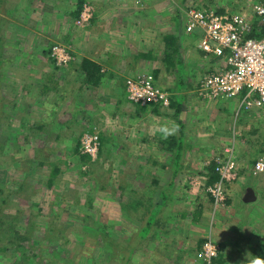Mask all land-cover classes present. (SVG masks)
Wrapping results in <instances>:
<instances>
[{
  "label": "rangeland",
  "instance_id": "obj_1",
  "mask_svg": "<svg viewBox=\"0 0 264 264\" xmlns=\"http://www.w3.org/2000/svg\"><path fill=\"white\" fill-rule=\"evenodd\" d=\"M256 3L264 0H0V264H208L197 258L207 240L232 247L225 264L260 260L264 204L250 224L236 222L199 175L191 187L205 189L215 206L201 224L181 221L171 241L166 226L196 207V195L179 202L175 192L164 213L152 214L170 192L162 188L171 170L151 165V149H135L138 129L124 97L134 74H153L162 87L177 75L205 77L188 67L197 66V42L186 33L191 9L250 15ZM85 6L93 23L82 19ZM169 34L183 40L174 66L163 43ZM190 39L192 49L184 48ZM56 45L69 50V65L54 60ZM85 133L100 136L96 159L80 150ZM145 164L157 167L158 180L143 173ZM143 190L144 206L136 207Z\"/></svg>",
  "mask_w": 264,
  "mask_h": 264
},
{
  "label": "crops",
  "instance_id": "obj_2",
  "mask_svg": "<svg viewBox=\"0 0 264 264\" xmlns=\"http://www.w3.org/2000/svg\"><path fill=\"white\" fill-rule=\"evenodd\" d=\"M167 36L173 35L169 34L163 37V43L166 45L165 48L169 52H172L166 44ZM195 36L192 35L193 41L197 42V45L194 44V49L190 47L191 39L189 40L190 43L188 42L184 48L195 50L197 66L194 64L188 67L202 69L207 74L215 71L222 62L224 64V61L213 55H206L199 48V41L193 38ZM189 38L187 36L186 40L185 38L183 39L187 43ZM175 39H177V43L180 42L182 45L181 41L183 40H180L181 38L175 37ZM174 54L176 53H171L170 58L166 59L171 66H174V60H172ZM187 77L177 75L176 80L172 79L164 87L159 84L156 77L157 84L161 88L169 91L172 96L175 95L171 97L172 101L169 108H164L160 105L142 106L132 103L126 96V83L124 84V97L129 104L127 106L128 115L134 118L136 130L138 129L136 136L137 146L135 149H151L150 153L145 155L147 159L153 157L151 165L153 167L160 165V169L163 171L167 168L171 170L169 172L171 178L169 176V181L167 180V183L164 185L165 187L162 188L163 190L170 191L169 202L172 194L175 192L176 194L178 193L176 199L179 202L184 197L187 198L189 196L188 193L196 195L195 199L192 200V204L194 205L195 201H197L196 207H193V210L184 208L186 211L183 209L182 213L176 212L178 218L177 215H173L175 217L174 220L177 218L175 221H172L174 224L170 221L166 226L168 231H173L172 234H170L171 232L168 233L172 237L171 241L178 234L181 236L180 232L182 228L184 230L187 222L184 223V226H181L180 223L185 218L191 219L193 223L199 222L201 219L205 221L213 210L215 205L213 206V202L205 192V189L197 190L195 187L192 188L190 180L195 175H199L203 176V179L207 182H211L212 178L216 177L213 169L215 156L224 155L225 151L229 148L234 150L239 164V179L228 185L229 199L226 203L233 220L241 223L246 218V220H249L247 223L250 224V220H255L254 216L256 212L260 211L264 204V175L255 176L253 173L255 162L262 152L264 142V119L260 111L257 109L252 111L240 109L241 101L239 98L219 101L202 99L196 92L198 81L192 79V77ZM173 124L179 126L178 133L169 136L167 139L162 138L159 128L163 126L170 128ZM177 154H180L178 160L179 166H175L174 163L178 159H176ZM137 155L143 156V154ZM169 164L171 165L169 166ZM143 169V173L151 171L152 181L159 175L154 176L157 167L152 171V167L145 164ZM174 177H176V183L171 182L172 184H170V179L173 181ZM190 189H194L195 193L190 191ZM250 189L254 190L256 198L251 202H246L245 199ZM200 198L202 199L200 200ZM165 207H163L164 209L161 212L164 213ZM159 211L160 207H156L154 213L161 214ZM249 216L251 218L247 219ZM199 224L201 223L199 222ZM216 226L217 228H214L213 236L220 239V234L217 233V230L221 229V226L219 224ZM168 234H161L160 236L166 237L165 240L167 241ZM196 234L195 232L186 233V235L195 236V238L197 237ZM191 236L189 237L191 238ZM222 243L226 250V245L228 244H224V241ZM172 245L174 248L169 244L172 249H176V244ZM231 248H228L229 251L227 253H232L233 255L234 252L230 250Z\"/></svg>",
  "mask_w": 264,
  "mask_h": 264
},
{
  "label": "built area",
  "instance_id": "obj_3",
  "mask_svg": "<svg viewBox=\"0 0 264 264\" xmlns=\"http://www.w3.org/2000/svg\"><path fill=\"white\" fill-rule=\"evenodd\" d=\"M94 12L85 6L82 19L89 22ZM259 37H250L254 32ZM186 33L199 38V48L206 55L224 61L196 86L197 95L208 101L239 98L240 109L260 111L264 119V3H256L252 14H230L215 10L193 8L188 12ZM52 56L59 66L72 61L69 50L54 46ZM128 99L142 106H171L172 94L157 84L153 74H142L126 81ZM82 154L97 158L101 150L99 134L85 133L81 139ZM215 172L219 180L206 187L217 205H226L229 199L228 185L239 179V164L232 148L215 158ZM255 176L264 175V142L262 152L255 162ZM221 247L213 240L203 243L197 258L208 264L219 256Z\"/></svg>",
  "mask_w": 264,
  "mask_h": 264
},
{
  "label": "trees",
  "instance_id": "obj_4",
  "mask_svg": "<svg viewBox=\"0 0 264 264\" xmlns=\"http://www.w3.org/2000/svg\"><path fill=\"white\" fill-rule=\"evenodd\" d=\"M81 2H82V0H81ZM81 8H82V6H81ZM221 13H223L222 11H221ZM95 17H93V19H94ZM93 19H92V23H93ZM95 20V19H94ZM250 37H259V34L255 31L253 34H251L250 35ZM2 40V35L0 34V41ZM166 40H167V45H168V47L172 50V52H169L168 53V57L170 58V56H171V53L173 54V53H178L179 52V46H175V44H177V39H175V37L174 36H167L166 37ZM1 62H2V60H1ZM92 63L89 61V60H85L84 61V64H83V66H82V69L85 71V72H87L88 74L87 75H89V76H91L92 74H91V68H89V66H91L92 67V65H91ZM99 70L97 69V72H98ZM47 89V88H46ZM178 153V152H177ZM179 157H180V154H177V156H176V162H174L175 163V166H179ZM213 169L215 170V166L213 167ZM57 172H58V170H56L54 173H53V175H55L56 176V174H57ZM215 172V171H214ZM216 173V172H215ZM215 176L216 177H213L212 178V181L211 182H209V183H214V182H216L217 180H219V178H220V176L216 173L215 174ZM155 182V181H154ZM53 184V179L51 178V180H50V185H52ZM143 194H144V190L141 192V193H137V198L139 199L138 201H137V205H136V207H139V206H144V201H143V199H142V197H143ZM168 199H169V192H164L163 193V195H161V201L162 202H160V203H158L157 205L155 204V206H154V208L155 207H160V208H163V207H165V205H166V202L168 201ZM155 210H156V208H155ZM152 214H156V213H154V211L152 210ZM151 216V215H150ZM149 216V217H150ZM153 218V217H152ZM152 218L150 219L151 221H152ZM150 221V222H151ZM1 224V223H0ZM226 250L225 249H223V247H221V251H220V253H219V256L216 258V259H218L217 260V262L219 263V264H225V261L224 260H227V256H228V253H227V251L225 252ZM259 253L257 254L258 255V257H259V259H260V261H264V242H263V244H262V246H261V248L259 249V251H258ZM227 255V256H226ZM224 257H226V259H224ZM216 259H214V260H216Z\"/></svg>",
  "mask_w": 264,
  "mask_h": 264
},
{
  "label": "clouds",
  "instance_id": "obj_5",
  "mask_svg": "<svg viewBox=\"0 0 264 264\" xmlns=\"http://www.w3.org/2000/svg\"><path fill=\"white\" fill-rule=\"evenodd\" d=\"M159 131L162 133V138L167 139L169 136L175 135L179 131V126L173 124L172 127L163 126L159 128ZM253 264H264V261L256 260Z\"/></svg>",
  "mask_w": 264,
  "mask_h": 264
},
{
  "label": "water",
  "instance_id": "obj_6",
  "mask_svg": "<svg viewBox=\"0 0 264 264\" xmlns=\"http://www.w3.org/2000/svg\"><path fill=\"white\" fill-rule=\"evenodd\" d=\"M255 198H256V196H255L254 190H252V189L248 190L247 198L245 199V201L251 202L252 200H255Z\"/></svg>",
  "mask_w": 264,
  "mask_h": 264
}]
</instances>
